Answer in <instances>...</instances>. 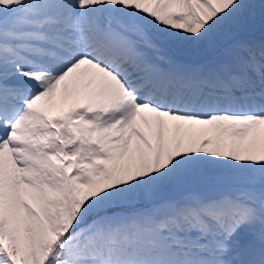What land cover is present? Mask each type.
<instances>
[{
  "label": "snow or ice",
  "instance_id": "snow-or-ice-1",
  "mask_svg": "<svg viewBox=\"0 0 264 264\" xmlns=\"http://www.w3.org/2000/svg\"><path fill=\"white\" fill-rule=\"evenodd\" d=\"M0 264H264V0H0Z\"/></svg>",
  "mask_w": 264,
  "mask_h": 264
}]
</instances>
